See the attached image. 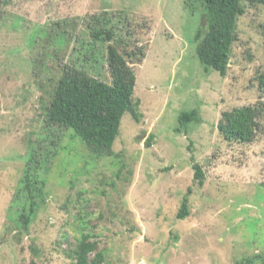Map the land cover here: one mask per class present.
I'll return each instance as SVG.
<instances>
[{"label": "rangeland", "instance_id": "1", "mask_svg": "<svg viewBox=\"0 0 264 264\" xmlns=\"http://www.w3.org/2000/svg\"><path fill=\"white\" fill-rule=\"evenodd\" d=\"M262 13L252 8L240 17L223 76L199 59L196 36L205 23L186 0H10L0 5V264H30L33 258L37 264H73L71 250L86 225L80 215L93 219L86 226L99 235L104 264H263L264 137L228 142L218 130L223 111L260 96L264 101L255 80L264 69ZM97 16L110 20L109 28L126 18L132 35L124 31L120 37L146 48L144 60L134 65L141 121L126 113L115 153L86 156L89 171L81 162L74 166L80 172L72 183L66 182L71 170L62 178L60 173L73 154L55 157L46 175V202L19 239L15 230L9 232L7 218L17 179L32 142L37 156L55 147L57 134L44 125L43 105L61 67L75 60L76 41H83L79 36H86ZM96 75L110 80L107 63ZM193 109L200 120L181 125L180 114ZM78 150L89 153L83 144ZM196 163L204 171V185L194 179ZM189 189L191 214L180 219Z\"/></svg>", "mask_w": 264, "mask_h": 264}, {"label": "trees", "instance_id": "2", "mask_svg": "<svg viewBox=\"0 0 264 264\" xmlns=\"http://www.w3.org/2000/svg\"><path fill=\"white\" fill-rule=\"evenodd\" d=\"M9 1L0 0V5L8 4ZM186 6L195 7L204 19L205 24L202 22L196 36L199 41L197 52L200 61L208 69L212 67L226 76L233 45L238 40L239 19L248 9L254 8L256 11L264 12V0H186ZM199 6L202 8L199 9ZM93 19L94 23L86 28V36H79L83 41L81 43L80 40L76 41L75 60L72 58L61 67L62 74L54 85L48 101L43 105L44 125L52 127L53 132L57 134L52 138L55 147L37 156V148L32 142V148L30 147L26 156L25 168L17 179L16 192L10 203L7 218L10 222L9 232L15 230L17 232L15 237L19 239L29 230L46 202V175L51 172L56 164L54 160L59 155L64 160L70 157L71 153L73 154L74 164L72 160L70 163L66 162L69 164L60 173L62 178L71 170L72 173L66 182L72 183V178L77 177L80 172L74 166L77 167L81 162V168L89 171L86 166L90 161H88L90 155L99 159L115 153L113 147L126 113H131L137 122L141 121L140 102L134 101L137 83L134 65L144 60L146 48L139 46L137 42H132L131 38L120 37L124 31L128 36L132 35L126 18L119 19L121 21L111 28L106 26L110 20H104L100 16ZM260 26L264 28V13L261 15ZM106 45L105 53L103 51L102 55H97V51ZM84 49L87 52L81 57ZM104 63H107L110 80L108 77L105 80L96 75ZM91 67L94 68L93 74L90 72ZM255 80L258 81L259 90L264 93V69L256 73ZM260 99L255 103L222 112L218 130L226 141L247 144L254 142L258 137H264V101ZM199 120L200 114L197 109L180 114V124L183 126ZM178 131L181 129L178 128ZM64 137L67 139L65 145L61 143ZM152 140L153 135L147 140L148 147L151 146ZM77 144L85 145L89 150L88 155L78 150ZM67 146L70 149L67 150L69 153H64L61 148L67 149ZM194 169V179L199 185H204L205 177L201 165L194 164ZM116 175L122 176L120 167ZM56 181L60 184L63 179L60 181L56 178ZM191 191L192 189H189L183 197L178 212L180 219H186L191 214L189 200ZM89 215L90 213H87L86 216ZM102 216L104 217V215L98 217V221L103 218ZM80 219L86 225L87 222L93 221V219L84 220V215H80ZM86 225H83V229L80 228L76 236L77 243L72 247L73 264H104L105 248L100 247V242L97 240L99 235L92 233ZM63 236L64 240L68 241V234L64 233ZM31 249L35 254L40 251L33 245ZM30 264L37 262L33 258Z\"/></svg>", "mask_w": 264, "mask_h": 264}]
</instances>
